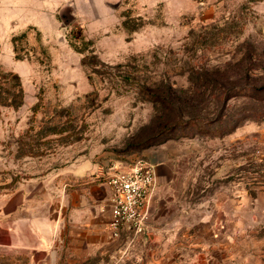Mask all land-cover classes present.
<instances>
[{
	"label": "rangeland",
	"instance_id": "1",
	"mask_svg": "<svg viewBox=\"0 0 264 264\" xmlns=\"http://www.w3.org/2000/svg\"><path fill=\"white\" fill-rule=\"evenodd\" d=\"M0 70V264L46 176L149 157L144 230L70 264H264V0H0Z\"/></svg>",
	"mask_w": 264,
	"mask_h": 264
},
{
	"label": "crops",
	"instance_id": "2",
	"mask_svg": "<svg viewBox=\"0 0 264 264\" xmlns=\"http://www.w3.org/2000/svg\"><path fill=\"white\" fill-rule=\"evenodd\" d=\"M155 167L153 157L147 160ZM119 169L79 162L46 176L33 197L38 211L24 215V199L17 208L15 239L18 248L31 249L33 264H65L93 257L115 239L110 235L112 188L108 174ZM60 181H52L55 174ZM26 220V221H25ZM27 232L30 241L25 240ZM40 254V257L36 255Z\"/></svg>",
	"mask_w": 264,
	"mask_h": 264
},
{
	"label": "built area",
	"instance_id": "3",
	"mask_svg": "<svg viewBox=\"0 0 264 264\" xmlns=\"http://www.w3.org/2000/svg\"><path fill=\"white\" fill-rule=\"evenodd\" d=\"M156 180L155 167L146 160L108 174L106 181L112 188L109 224L112 237H119L124 231L141 233L144 230Z\"/></svg>",
	"mask_w": 264,
	"mask_h": 264
},
{
	"label": "trees",
	"instance_id": "4",
	"mask_svg": "<svg viewBox=\"0 0 264 264\" xmlns=\"http://www.w3.org/2000/svg\"><path fill=\"white\" fill-rule=\"evenodd\" d=\"M0 73H2V75H4V77L11 76L15 81L14 90H8L7 91V94L9 96H6L5 98H3V96H1L3 94L0 93V102L3 103L4 105L13 106L15 108L20 107L24 103V97H25L20 76L16 73H13V72H4L3 73V72H1V70H0ZM169 95L171 97H175V96H173L172 93H169ZM179 97H182V96H179ZM192 97L193 96L190 97V100L192 99ZM170 123H171V121H166L164 125H166V126L172 125ZM178 124H179V122L177 120L173 125L177 126Z\"/></svg>",
	"mask_w": 264,
	"mask_h": 264
}]
</instances>
